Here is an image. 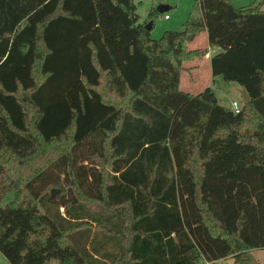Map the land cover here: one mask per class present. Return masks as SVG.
Wrapping results in <instances>:
<instances>
[{
    "label": "trees",
    "instance_id": "1",
    "mask_svg": "<svg viewBox=\"0 0 264 264\" xmlns=\"http://www.w3.org/2000/svg\"><path fill=\"white\" fill-rule=\"evenodd\" d=\"M199 7L153 39L135 0H0L10 264H252L264 248V1ZM211 48L213 76L250 97L238 114L181 89Z\"/></svg>",
    "mask_w": 264,
    "mask_h": 264
},
{
    "label": "rangeland",
    "instance_id": "2",
    "mask_svg": "<svg viewBox=\"0 0 264 264\" xmlns=\"http://www.w3.org/2000/svg\"><path fill=\"white\" fill-rule=\"evenodd\" d=\"M237 7H245L251 4H259L264 0H232ZM138 6V14L142 18V22L145 25H150L152 23V28L150 29L151 37L153 39H160L165 31H183L185 28V23L188 21L191 15L200 16L201 10L199 7V0H135ZM160 5H168L169 8L164 12H161ZM157 11L156 15L152 17L150 13L152 11ZM168 15L169 19L165 18ZM154 22V25H153ZM202 34V33H201ZM201 37H196L190 43L191 49L199 46H203ZM198 60V59H197ZM192 64L191 61L186 62L185 66ZM186 69V68H185ZM184 70L181 75V89L187 92L199 93L206 89V87L214 88L216 95L219 100V104L228 108H232V102L234 100L238 101L243 105V97L241 93V87L235 82H227L222 77H216L215 81H212L210 77H199L196 74L194 77V71ZM194 77L193 81L190 80ZM200 81H196L197 79ZM14 194L10 193L3 202L5 206L10 200H12ZM64 211V208H61ZM251 256L258 261L259 264H264V248L254 249L251 251ZM0 264H10L7 258L0 252ZM213 264H235V259L228 257L214 262Z\"/></svg>",
    "mask_w": 264,
    "mask_h": 264
},
{
    "label": "crops",
    "instance_id": "3",
    "mask_svg": "<svg viewBox=\"0 0 264 264\" xmlns=\"http://www.w3.org/2000/svg\"><path fill=\"white\" fill-rule=\"evenodd\" d=\"M162 6H167V8H169L168 5H160V7H162ZM165 10H167V9H165ZM167 19H169V18H167ZM140 21L142 22L141 16H140ZM201 35L203 37L201 39V41L203 42V46H199V47H196L194 49L208 47V35H207V33L204 32ZM199 37H201V36H199ZM189 47H190V43H189ZM190 49H191V47H190ZM219 51H220L219 48H211L209 50V53L206 56H204L198 60L191 61L192 64H190L188 66V68H190L189 70L195 72L194 77H196V74H198L199 77H203V76L210 77V75H211L212 81H215L216 77L213 76L212 69H211V58L214 54L218 53ZM185 68L188 70V68L186 66H185ZM194 77H192L190 80L193 81ZM201 79L199 78L196 81H200ZM190 93H192V92H190ZM241 93L243 94L242 88H241ZM192 94H196V93H192Z\"/></svg>",
    "mask_w": 264,
    "mask_h": 264
},
{
    "label": "built area",
    "instance_id": "4",
    "mask_svg": "<svg viewBox=\"0 0 264 264\" xmlns=\"http://www.w3.org/2000/svg\"><path fill=\"white\" fill-rule=\"evenodd\" d=\"M165 18H168V15H165ZM243 105H241L238 101L234 100L232 102V110L234 111V113L238 114L241 112ZM214 262L209 261L207 259H203L199 264H213Z\"/></svg>",
    "mask_w": 264,
    "mask_h": 264
},
{
    "label": "water",
    "instance_id": "5",
    "mask_svg": "<svg viewBox=\"0 0 264 264\" xmlns=\"http://www.w3.org/2000/svg\"><path fill=\"white\" fill-rule=\"evenodd\" d=\"M160 11L161 12H164L165 9H168L167 6H162V7H159ZM146 29L150 30L151 29V24L150 25H146L145 26ZM193 37L190 36V39H192ZM242 97H243V100L245 102L249 101L250 97L249 95L247 94V91L246 90H243V94H242ZM251 260H252V264H259L257 260H255L252 256H251Z\"/></svg>",
    "mask_w": 264,
    "mask_h": 264
}]
</instances>
